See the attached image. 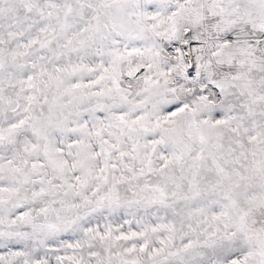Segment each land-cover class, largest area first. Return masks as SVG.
I'll use <instances>...</instances> for the list:
<instances>
[{"label":"snow or ice","instance_id":"snow-or-ice-1","mask_svg":"<svg viewBox=\"0 0 264 264\" xmlns=\"http://www.w3.org/2000/svg\"><path fill=\"white\" fill-rule=\"evenodd\" d=\"M0 264H264V0H0Z\"/></svg>","mask_w":264,"mask_h":264}]
</instances>
